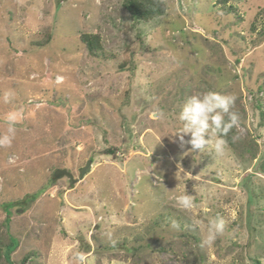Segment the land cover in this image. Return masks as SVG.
Masks as SVG:
<instances>
[{
    "label": "rangeland",
    "instance_id": "obj_1",
    "mask_svg": "<svg viewBox=\"0 0 264 264\" xmlns=\"http://www.w3.org/2000/svg\"><path fill=\"white\" fill-rule=\"evenodd\" d=\"M163 1L144 22L123 0H0V134L18 111L0 147V264H264V0ZM84 32L100 35L97 55ZM206 91L236 97L239 138L184 155L178 114ZM216 217L225 232L201 247Z\"/></svg>",
    "mask_w": 264,
    "mask_h": 264
},
{
    "label": "clouds",
    "instance_id": "obj_2",
    "mask_svg": "<svg viewBox=\"0 0 264 264\" xmlns=\"http://www.w3.org/2000/svg\"><path fill=\"white\" fill-rule=\"evenodd\" d=\"M15 93L12 90L4 93L3 99L9 102ZM236 97L231 94H221L215 91L197 92L190 95L184 102L179 114V126L171 136L178 137L179 147L187 150L184 155L192 154L194 157L207 152L219 157L226 150L227 141L224 139L240 122L239 115L233 111ZM18 111L11 112L6 117V131L0 134V147L11 146L16 133ZM187 137V139H186ZM233 137V141L238 139ZM177 205L183 210H190L194 205L193 196L181 193L176 198ZM228 221L224 217L210 220L203 229L201 247H211L217 238L224 234ZM171 227L181 229V224L172 220ZM185 228L196 230L200 228L198 221H193ZM109 241L115 244L112 234L108 233ZM79 264H86L85 257L77 253Z\"/></svg>",
    "mask_w": 264,
    "mask_h": 264
},
{
    "label": "trees",
    "instance_id": "obj_3",
    "mask_svg": "<svg viewBox=\"0 0 264 264\" xmlns=\"http://www.w3.org/2000/svg\"><path fill=\"white\" fill-rule=\"evenodd\" d=\"M219 2L225 3L226 0H219ZM123 7L129 12L130 16L136 21H149L155 17L162 16L166 11V4L163 0H123ZM229 8H233L232 5H229ZM264 26V25H263ZM80 42L84 45L87 52L91 55H97V52L101 49V37L98 33H80L78 35ZM51 36L49 33L46 34V37L40 41H36L35 45L42 46L49 43ZM260 116L263 118L264 112H260ZM236 134L235 128L232 129L229 134L224 137L227 143H232V137ZM39 192H35L32 196H27V204L37 198ZM25 196V197H26ZM29 197V198H28ZM24 199L17 200L22 202ZM17 203V202H14ZM18 204V203H17ZM11 214H6L3 220L4 227H8ZM17 247V239L9 235L8 242L2 247L1 254L5 260L10 262V255ZM29 256L24 255L21 259L23 263ZM11 263V262H10ZM255 264H260L258 259H255Z\"/></svg>",
    "mask_w": 264,
    "mask_h": 264
},
{
    "label": "water",
    "instance_id": "obj_4",
    "mask_svg": "<svg viewBox=\"0 0 264 264\" xmlns=\"http://www.w3.org/2000/svg\"><path fill=\"white\" fill-rule=\"evenodd\" d=\"M90 162H91V160H87L86 165L80 169V176L81 177L83 176L84 171L88 170ZM62 174L68 175L70 177L72 176L71 173L68 172L66 169H58L55 171L53 178L58 177L59 175H62Z\"/></svg>",
    "mask_w": 264,
    "mask_h": 264
}]
</instances>
